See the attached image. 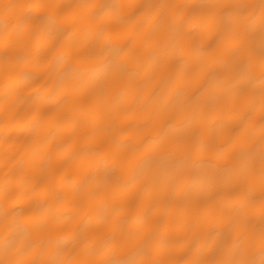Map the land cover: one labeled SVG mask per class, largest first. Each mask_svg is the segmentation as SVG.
Masks as SVG:
<instances>
[{"label":"snow or ice","instance_id":"6c2138e0","mask_svg":"<svg viewBox=\"0 0 264 264\" xmlns=\"http://www.w3.org/2000/svg\"><path fill=\"white\" fill-rule=\"evenodd\" d=\"M232 8L226 0L4 5L0 147L7 146V171L0 176V264H176L185 245L167 247L169 235L186 234L190 215L199 218L197 231L210 227L219 200L189 212L179 191H166L150 167L137 174L133 165L167 141L156 139L165 124L193 112L199 126L216 125L213 147L221 156L231 155L250 127L259 125L264 134V3L258 57L246 40L248 16ZM109 56L120 61L119 91L94 88L77 75ZM225 58L244 64L234 78L211 73ZM49 73L56 79L42 102L21 111L32 99L25 90L39 92L35 86ZM53 94L54 112L43 103ZM245 115L233 133L229 125ZM44 121L56 129L52 141ZM69 141L80 146L70 160ZM103 161L117 171L101 167ZM198 251L184 264H199ZM130 253L135 258H122Z\"/></svg>","mask_w":264,"mask_h":264},{"label":"clouds","instance_id":"9594fccd","mask_svg":"<svg viewBox=\"0 0 264 264\" xmlns=\"http://www.w3.org/2000/svg\"><path fill=\"white\" fill-rule=\"evenodd\" d=\"M194 3L214 4L217 0H191ZM233 5L232 11L248 16L246 40L258 57L261 51L260 9L264 0H226ZM10 0H0V13ZM107 55V53H105ZM58 52L53 49L49 58L56 70ZM119 58L109 56L87 71H78L82 79H90L98 89L119 91L124 86V77L119 70ZM244 64L234 65L230 58L218 61L211 73L234 78ZM261 77H253L259 83ZM256 95H259L257 91ZM198 112L185 114L169 121L161 129L158 141L167 136L165 143H158L155 150L134 163L137 174L150 167L154 179L166 191L180 193L181 207L191 212L197 206L205 208L219 200L216 215L210 227L196 230L199 218L189 216L186 234L171 233L166 246L183 243V251L176 256V264L199 249V264H264V134L259 125L250 127L240 146L229 156H221L213 147L216 127L209 124L199 126L195 121ZM247 115L232 122L233 133L239 131ZM117 166L111 161L101 162V167ZM3 245L0 244V251ZM55 252L53 257H55ZM130 253L123 259L135 258Z\"/></svg>","mask_w":264,"mask_h":264},{"label":"bare ground","instance_id":"6f19581e","mask_svg":"<svg viewBox=\"0 0 264 264\" xmlns=\"http://www.w3.org/2000/svg\"><path fill=\"white\" fill-rule=\"evenodd\" d=\"M129 2H150V0H129ZM56 79L55 73H49L48 75L44 76L43 79L39 81V83L35 86V88L39 89V92H37L34 88H28L25 90V95L31 94V100H29L27 103H25L21 111H23L25 108L28 107V105L32 101H36L37 103H41V98L44 96V93L47 91L48 88L52 86V82ZM49 109H51L53 112L56 109V95L53 94V96L49 97L47 101L43 102ZM42 127L46 130L47 132V139L49 141H52L56 137V129L54 127H50L48 121L42 122ZM4 147H0V176L3 175V171H7V168H3V160H4ZM80 146L77 144L72 143L69 141L66 144L65 147V153L70 160L78 151H79ZM12 153H9L11 155ZM57 162L55 154L53 155V163L55 164ZM12 163L14 162H9V167L12 166Z\"/></svg>","mask_w":264,"mask_h":264}]
</instances>
